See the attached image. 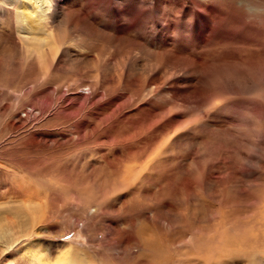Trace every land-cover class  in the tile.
<instances>
[{
  "label": "rangeland",
  "instance_id": "obj_1",
  "mask_svg": "<svg viewBox=\"0 0 264 264\" xmlns=\"http://www.w3.org/2000/svg\"><path fill=\"white\" fill-rule=\"evenodd\" d=\"M49 1L39 51L0 0V264H264V0Z\"/></svg>",
  "mask_w": 264,
  "mask_h": 264
},
{
  "label": "bare ground",
  "instance_id": "obj_2",
  "mask_svg": "<svg viewBox=\"0 0 264 264\" xmlns=\"http://www.w3.org/2000/svg\"><path fill=\"white\" fill-rule=\"evenodd\" d=\"M49 0H31V3H26L22 2L20 5L24 7H27L31 15L30 16H23V13L17 18V23H18V28H19V33L23 36L22 41L27 44L35 43V48L37 50H41L42 47L41 45L46 42L45 39H43L41 35H44L45 33H39L41 29H43L46 25V18H47V12L49 11ZM48 10V11H47ZM34 22V26H33ZM56 51L55 47L49 46V52L51 54ZM29 56V53H27L26 58ZM43 58L39 55L38 60L41 61ZM24 75V74H23ZM28 75V74H26ZM25 75V76H26ZM28 77V76H27ZM25 77V78H27ZM227 81V80H226ZM263 83V82H262ZM5 203L0 204V206L4 205ZM9 204V203H8ZM3 221H8L9 223L12 222L11 219H8L7 217H1L0 214V240L4 241H11L10 248L14 249L18 245V236L14 237L15 234H13L10 230L9 227L6 225H2L1 223H4ZM14 238V240H13ZM69 247L66 245V248ZM23 249H28L29 252L33 253L37 250L36 247L33 245H27V247H24ZM38 255V254H37ZM37 255H31L29 258L30 264H42L40 257ZM82 256H80L78 253H74L72 251H65L63 253H60L58 256L59 262L57 261L55 264H60L63 260L66 261L65 264H84L82 262ZM203 258V257H202ZM82 259V260H81ZM214 261V260H213ZM197 263V262H196Z\"/></svg>",
  "mask_w": 264,
  "mask_h": 264
}]
</instances>
